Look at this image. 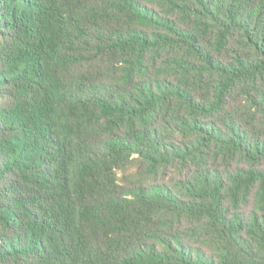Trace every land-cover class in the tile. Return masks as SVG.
I'll return each instance as SVG.
<instances>
[{
	"label": "trees",
	"instance_id": "1",
	"mask_svg": "<svg viewBox=\"0 0 264 264\" xmlns=\"http://www.w3.org/2000/svg\"><path fill=\"white\" fill-rule=\"evenodd\" d=\"M0 264H264V0H0Z\"/></svg>",
	"mask_w": 264,
	"mask_h": 264
}]
</instances>
